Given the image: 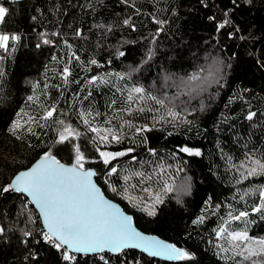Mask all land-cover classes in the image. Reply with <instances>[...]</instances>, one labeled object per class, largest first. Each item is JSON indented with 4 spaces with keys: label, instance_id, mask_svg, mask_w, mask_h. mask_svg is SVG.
<instances>
[{
    "label": "trees",
    "instance_id": "16d2710c",
    "mask_svg": "<svg viewBox=\"0 0 264 264\" xmlns=\"http://www.w3.org/2000/svg\"><path fill=\"white\" fill-rule=\"evenodd\" d=\"M208 3L207 8L200 0H128L127 4L122 0H22L6 3L10 16L6 24L0 25V33L19 34L22 39L14 52H0L4 56L0 69L5 73L0 79V187L10 183L19 171L28 169L47 148L52 147L56 138L58 126L49 121L45 127L33 124L36 135L22 131V138L17 140L9 132V127L18 118L23 123L27 119L23 113L36 116L43 110L41 105L48 106L55 102L58 110L67 113L63 118L84 133L82 139L87 140L91 134L79 123L77 109L92 107L102 113L107 112V103L113 98L114 91L111 85L99 89L85 85L88 77L112 73L110 79L117 85H142L155 92L162 86L165 73L184 76L194 72L198 65L206 64L209 55L222 57L226 64H231V68H225V86L209 89L203 97L191 101L189 107L196 110L194 115L188 117L193 121L191 127L157 125L160 130L146 134V146L137 143L139 137H136L135 141L126 139L123 144H113L108 148L119 151L135 147L138 158L146 160L151 159L146 147H151L173 166L175 161L170 154L177 147L188 145L200 149V157L180 154L182 160L186 161L182 167L191 177L192 184L191 194L183 197L182 204L170 196L160 206L158 216L149 218L108 191L102 179H96L107 198L134 216L139 230L193 252L199 264H225L215 255L217 249L214 247L216 241L212 230L221 223V216H227L230 210L228 204L232 205V210H250V206L258 201V194L245 197L247 203L239 201L238 196L233 199L237 189L242 194L250 187L264 185V177L234 185L235 177L228 170L229 163L238 164L244 159L245 152L264 151V115H261L264 113V68L257 63L258 60L264 61V3L255 0V6L242 5L236 11L235 22L254 37L243 43L228 39L223 32L217 34L213 24L207 20L209 15H219L217 5L224 8L227 0H208ZM153 17L167 21L164 31L154 43L152 37L158 25L152 22ZM127 18L135 24L137 31L132 32L123 26V20ZM108 26L112 28L111 32L107 31ZM77 31L82 33V37L76 36ZM52 32L61 35L51 36ZM41 33H48L53 44L37 49L35 45L40 42ZM64 41L72 48L69 49ZM117 50L125 55L117 58ZM149 50L152 51L151 59L148 58ZM73 52L80 57L79 61L72 57ZM233 53L235 59H230ZM53 56L57 58L55 61ZM92 58L104 64V67L87 65ZM109 60L111 64L107 63ZM65 65L72 69L70 80H80V84L63 83L60 72ZM85 65L91 70L85 71ZM115 73H131V78L126 75L124 80H117ZM34 83L39 84L35 92L32 88ZM45 85L48 87L45 88ZM82 86L84 91H81ZM244 89L248 91L244 92ZM88 90L93 92V96L81 104L75 95L83 97ZM237 94L243 95L244 99H235ZM29 95L37 96V102L26 103ZM230 98H233L232 102ZM200 99L207 105L203 112L199 111ZM249 110L258 113V118L251 122L244 119ZM18 113H21L20 117ZM135 122L149 123L147 114L137 117ZM169 132L172 135H168ZM58 149L59 146L52 149L57 158L71 164V151ZM86 155L90 160L96 159L91 143L87 145ZM228 157H231V161ZM126 159L122 158L118 167H130L125 164ZM86 167L97 169L93 163ZM99 170L102 174V165ZM209 196L213 197L214 205L221 204L222 207L219 211L212 208L203 213L207 217L205 222L193 225L192 220L202 214L204 202ZM27 199L15 192L0 195V224L6 229L9 226L14 229L24 227L25 217L19 212L22 202ZM214 211L215 215L212 214ZM33 215L35 217V213ZM250 219L256 220V223L248 225L249 235L264 238V221L256 216ZM29 227L35 228L37 225ZM231 227L243 228L244 224L235 222ZM20 238L17 230L7 233L6 242L0 239V264H23L26 248L20 243ZM210 240L212 243H209ZM33 247L39 253L38 264H61L58 253L47 245L41 243ZM137 254L140 255L138 251ZM78 258L80 264H100L95 256L78 255ZM112 264H117L114 257ZM144 264L179 262H165L144 255Z\"/></svg>",
    "mask_w": 264,
    "mask_h": 264
},
{
    "label": "snow or ice",
    "instance_id": "6c2138e0",
    "mask_svg": "<svg viewBox=\"0 0 264 264\" xmlns=\"http://www.w3.org/2000/svg\"><path fill=\"white\" fill-rule=\"evenodd\" d=\"M15 3L16 0H0V25L7 23L10 16L9 7L6 3ZM127 4L128 0H122ZM205 7H209L208 0H200ZM264 3V0H261ZM242 5L255 6V0H227V5L220 8L217 5L219 15L213 14L207 17L215 28L217 34L221 32L227 38L241 43L254 39L252 33L246 32L234 20L235 13ZM35 19V17H33ZM153 23L158 25L152 42L164 31L165 20L153 17ZM123 26L135 32L137 28L130 18L123 20ZM98 27H106L98 25ZM111 32L112 28L107 27ZM48 33L40 34V42L35 45L37 49L42 45H52L53 41L48 38ZM59 32H52L51 36H60ZM77 37H82L80 31ZM146 38V37H145ZM19 34L0 33V52L10 54L16 50V45L21 41ZM134 43V41H126ZM71 49L72 45L64 41ZM125 53L117 50V58L123 57ZM77 61L80 57L72 53ZM152 51L149 50L148 58L151 59ZM4 56L0 55V61ZM57 59L55 56L52 58ZM235 59V53L230 57ZM208 62L198 65L194 72L184 76L165 73L163 84L155 92L149 91L142 85L132 84L120 86L111 81L112 73L92 75L85 80V85L101 86L111 85L113 98L107 103L109 111L100 112L92 107L77 109V117L80 124L84 126L87 133L91 135L83 140L85 135L72 123L63 117L65 111L58 110L56 103L44 106L36 116H27L14 120L9 132L17 140H20L21 132L36 135L32 125L45 127L48 122L57 125L56 138L52 147L47 148L40 159L30 168L19 171L11 182L0 187V195L9 192L21 193L28 197L21 204L19 215L25 217V225L19 229L9 226L7 229L0 224V239L7 241V233L10 231L20 232V243L26 248L23 264H38L39 253L33 245L43 243L55 250L59 255L61 264H80L78 254L87 256L93 254L100 264H112L113 257L117 264H144V254L148 257H160L168 261H176L179 264H199L196 255L177 243L161 239L156 235L145 234L139 230L133 215H129L118 204L113 203L105 195V191L97 183V177L103 180L107 190L126 201L132 208L144 216L155 219L159 214V208L165 204L168 197H172L178 204L183 203V197L191 194V177L187 175L182 164L180 154L187 157H200L202 152L198 148L188 145L177 147L171 154L175 166L166 162L154 148L146 147V152L151 159L140 160L136 155L135 147H126L119 151H110L108 148L113 144H123L126 139L134 140L139 137L137 143L148 144L147 133L160 130L157 125H171L176 128L182 125L191 127L193 121L188 119L194 115L195 109L189 107L191 101L199 99L214 87L225 86V68H231L222 57L209 55ZM147 61H145L146 63ZM111 64V60L107 61ZM264 68V61H257ZM87 65L103 68L104 64L97 59L88 60ZM85 71L91 69L84 66ZM132 71H136L133 69ZM5 73L0 69V79ZM131 78V73H115L117 80H124L125 76ZM63 83L80 84V80H70L72 69L65 65L61 72ZM39 87L38 83L32 85L33 91ZM48 85H45L47 88ZM84 91V87H81ZM247 92L248 89H244ZM63 95V92H61ZM93 92L88 90L81 97L75 98L81 104L88 101ZM235 99H244L243 95L237 94ZM233 98H230L232 102ZM38 97L29 95L26 103H36ZM150 102V103H149ZM207 105L200 99L199 111L203 112ZM23 111V110H21ZM147 114L149 123L138 124L136 119ZM18 117L21 113L17 114ZM264 115V113H261ZM102 118V119H101ZM258 118L257 111L249 110L244 119L253 121ZM43 121L44 123H40ZM168 135H172L171 132ZM91 143L95 148L96 159L90 160L86 155L87 145ZM59 146V151L69 149L72 153V163L66 165L53 153V148ZM247 147V145H245ZM223 152V149L220 150ZM127 158L124 162L130 167H118V162ZM231 161V157H228ZM116 162V163H114ZM97 165V169L86 167L87 164ZM102 165V174L99 170ZM139 165V167H137ZM228 170L233 173L234 185L244 184L254 178L264 177V151L250 150L244 153V159L237 163H229ZM258 194V201L250 206V210H232V205L227 216H221V223L213 228V239L216 241L214 247L217 249L215 255L225 264H264V238L249 235L248 225L255 224L256 220L250 219L256 216L264 221V185L250 187L233 199L244 201L245 197ZM213 197L209 196L204 202L202 214L192 220L193 225H201L207 219L203 213L214 208L216 211L222 207L221 204H213ZM32 205L33 207H29ZM35 213V217L33 215ZM215 215V211L212 213ZM242 222L243 228H233L232 224ZM37 225V227H29ZM209 243H212L210 240ZM137 250L140 255L137 254Z\"/></svg>",
    "mask_w": 264,
    "mask_h": 264
},
{
    "label": "water",
    "instance_id": "95a60500",
    "mask_svg": "<svg viewBox=\"0 0 264 264\" xmlns=\"http://www.w3.org/2000/svg\"><path fill=\"white\" fill-rule=\"evenodd\" d=\"M20 1H22V0H16V2H20ZM39 159H40V158H39ZM39 159H38V160H39ZM38 160H37V161H38ZM37 161H35L33 164H35ZM62 163H63V162H62ZM33 164H32V165H33ZM64 164H65V163H64ZM32 165H31V166H32ZM66 165H70V164H66ZM31 166H30V167H31ZM30 167H29V168H30ZM25 197H26V196H25ZM26 198H28V197H26ZM108 199H109V198H108ZM111 201H112L113 203H116V202H114L113 200H111ZM116 204H118V203H116ZM118 205H119V204H118ZM119 206H120V205H119ZM120 207H121V206H120ZM121 208H122V207H121ZM122 209H123V208H122ZM123 210H124V209H123ZM125 212H126V211H125ZM126 213H127V212H126ZM127 214H128V213H127ZM129 215H130V214H129ZM145 234H146V233H145ZM137 251H138V250H137ZM78 255L85 256V255H83V254H78ZM144 255H146V254H144ZM87 256H94V255H93V254H88ZM146 256H147V255H146ZM150 258L158 259V260L165 261V262H175V261L164 260V259H162V258H160V257H150Z\"/></svg>",
    "mask_w": 264,
    "mask_h": 264
}]
</instances>
